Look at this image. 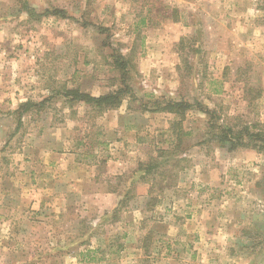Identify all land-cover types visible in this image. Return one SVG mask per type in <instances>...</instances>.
<instances>
[{
  "label": "rangeland",
  "instance_id": "374dc122",
  "mask_svg": "<svg viewBox=\"0 0 264 264\" xmlns=\"http://www.w3.org/2000/svg\"><path fill=\"white\" fill-rule=\"evenodd\" d=\"M254 134L264 0H0V264H264Z\"/></svg>",
  "mask_w": 264,
  "mask_h": 264
},
{
  "label": "trees",
  "instance_id": "16d2710c",
  "mask_svg": "<svg viewBox=\"0 0 264 264\" xmlns=\"http://www.w3.org/2000/svg\"><path fill=\"white\" fill-rule=\"evenodd\" d=\"M116 67H119L122 70H125L126 63L121 62L119 60H116L115 62ZM124 74H126L124 72ZM129 92V90H128ZM63 93L66 97H71L72 101L76 102H84L87 104L92 111L97 113L98 115H102L110 110H115L121 107L123 104L125 95L127 93L126 90L123 88H119L118 90L114 92H110L105 95L101 96H92L90 94L81 92L79 89H64ZM32 105L31 102H27L25 104H21L20 108H27L28 106ZM190 104H187L186 101H169L165 107H159L156 111H164L169 112L172 114H176L184 117L186 108ZM183 120H180V122H175L174 125L179 126L182 124ZM249 127H244V129L238 133V136L235 137V130L234 128L229 127L228 129L222 128L217 137H215L216 134H213V138H218V141L220 143V146H225V144L230 143L232 148H236L237 146L241 147H248V144H243L242 135L245 132L246 129ZM178 139L181 140L182 135L181 133H177ZM254 136L259 139L260 142H256L255 140H252L251 143H253V149L263 152L264 153V136H261V134H254ZM261 136V137H260ZM159 169V166H156V162L150 163L149 167L146 169V175H149L151 173H154L155 170Z\"/></svg>",
  "mask_w": 264,
  "mask_h": 264
},
{
  "label": "crops",
  "instance_id": "0c3cea01",
  "mask_svg": "<svg viewBox=\"0 0 264 264\" xmlns=\"http://www.w3.org/2000/svg\"><path fill=\"white\" fill-rule=\"evenodd\" d=\"M112 192H114V190Z\"/></svg>",
  "mask_w": 264,
  "mask_h": 264
}]
</instances>
